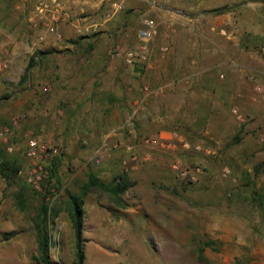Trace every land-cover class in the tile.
<instances>
[{
  "label": "rangeland",
  "instance_id": "374dc122",
  "mask_svg": "<svg viewBox=\"0 0 264 264\" xmlns=\"http://www.w3.org/2000/svg\"><path fill=\"white\" fill-rule=\"evenodd\" d=\"M222 1L226 4L207 6L201 38L179 25L167 27L152 11L141 16L156 25L147 40L138 37L139 18L109 39L63 40L61 47L71 42L73 53L37 48L31 55L17 48L9 54L14 43L0 32V124L15 120L12 136L0 141V164L18 168L12 177L0 176V264H38L33 225L41 202L51 208L49 259L74 263L66 193L82 198V264H264V0ZM221 7L220 14L230 16L216 22L213 10ZM215 26L218 30H210ZM39 32L32 37L38 39ZM176 33L186 51L181 55L169 49ZM210 40L225 48L222 61L236 66L204 78L196 74L201 64L190 65L188 51L196 43L208 48ZM141 44L143 62L127 65L123 76L119 68L118 83L109 71L96 86L83 83L78 88L86 100L79 110L71 109L70 91L60 93L56 81L58 63L94 62L103 56L92 47L98 45L109 47V57L121 67L114 53ZM226 81L232 85H222ZM215 103L221 110L214 114L209 108ZM172 131L200 151L166 152L143 143ZM28 139L42 150L34 160L26 156ZM174 160L198 167L197 181H178L170 170ZM34 163L42 169L37 187L27 183ZM121 175L128 187L119 193L115 183Z\"/></svg>",
  "mask_w": 264,
  "mask_h": 264
},
{
  "label": "crops",
  "instance_id": "0c3cea01",
  "mask_svg": "<svg viewBox=\"0 0 264 264\" xmlns=\"http://www.w3.org/2000/svg\"><path fill=\"white\" fill-rule=\"evenodd\" d=\"M39 1L41 0H0V32L14 43L8 49L9 54L18 53L17 48L21 49V53L27 52L31 55L33 53L32 50H37V48L44 53H48L49 51L53 53L60 48L69 49L70 53H73V45L71 42L61 47L63 40H74L77 36H84L87 38L86 40H90L88 41L90 43L97 42V39L101 38V36H104L103 39H109L118 31H123V29L128 27L130 21L141 19L142 15H147L150 11L156 12L155 16L157 17V21L166 23L167 27H178L177 25H179L183 29H186L188 35L201 38L204 37L202 32L205 31L206 22L209 21V14L206 12L209 10L207 6H213L214 8L226 4L222 0H55L56 4L52 5V7L58 13L60 22L57 25L55 34H47L46 31L41 30L44 29L42 26L43 22L34 10ZM146 4L151 7L145 8L144 6ZM186 7L189 9L187 10ZM229 16L228 13L217 14L214 20L216 22H225L224 20ZM217 28L215 26L210 30L214 31ZM38 31H40V41L32 37ZM178 34L176 33L171 37V45H169V49H172L174 55L176 53L177 55H181L186 52L183 50L184 48L179 47L182 38ZM166 36L168 38V35ZM30 37V46H27L26 43L27 41L29 42L28 38ZM120 37H122V34ZM16 39H21L19 44L21 47H17ZM119 41L123 40L120 39ZM209 43L211 45L208 48H202L196 43L190 49L192 51H188L190 56L193 54L190 65L201 64L196 69V74L201 73V76L205 78L211 77L213 73L220 70L232 71V67H235L236 64L231 62L227 64L220 58L221 55L222 57H227L225 48L215 41L210 40ZM177 44L179 48L174 50ZM92 47L96 49L97 54L103 55L102 58L95 59L94 62L86 60L82 61V63L76 61H70L64 64L55 63L58 66V68L54 67V70L57 74L55 76L56 81L58 80L59 82L58 88L60 93L70 91L69 101L71 109L75 111L79 110V104L84 103V100H86V97L83 95L84 93L78 88L83 83L88 82L89 85L96 86L106 77L103 71L111 72L113 76L112 83L113 81L118 83L117 78L121 77L119 68L123 71L122 76L125 73H129L130 70V67L123 62L121 67L114 65V61L109 57L111 54L109 47L98 45ZM217 56L219 58L215 62L203 64L207 57ZM228 65L229 67H227ZM91 70L95 72L88 74ZM193 75L195 74L191 73L177 80L174 79L175 81L169 80L167 84H175L179 80L190 78ZM206 84L209 85L210 82ZM222 85L231 86L232 84L231 81H226ZM212 94L215 95L216 93L212 91ZM221 96L226 97L227 95L223 93ZM228 97L229 99L234 98L232 93ZM65 99L67 100L68 98ZM214 106L213 104L212 108L209 109L212 110L215 108L213 112L215 114L218 110H221V107L217 104Z\"/></svg>",
  "mask_w": 264,
  "mask_h": 264
},
{
  "label": "built area",
  "instance_id": "2783aa9c",
  "mask_svg": "<svg viewBox=\"0 0 264 264\" xmlns=\"http://www.w3.org/2000/svg\"><path fill=\"white\" fill-rule=\"evenodd\" d=\"M55 0H41L36 4L35 11L37 15L40 16V20L43 22L42 26L47 33L55 34L57 25L60 22V17L52 5H55ZM155 23L153 20L148 18H142L140 20V28L138 30V37L140 41L147 40L155 29ZM40 41L41 38H38ZM146 47L144 44L139 45L136 49H129L126 52H115V57L121 58L126 65H132L134 62L141 63L145 59ZM163 50V49H162ZM3 63L0 61V69L3 68ZM15 125V120H11L9 123L0 124V141H5L12 136V128ZM143 143L147 146H154L166 152L174 151L177 148L183 150L193 149L195 151H200L198 146L190 145L183 136L177 132H170L165 135H160L157 137H149L143 140ZM42 152L40 145H38L35 139H28L26 143V156L29 159L34 160L39 157L38 154ZM100 156L94 158V163H98ZM130 160L136 161L135 155L130 154ZM142 160H146L143 157ZM122 164H125L123 161ZM170 170L174 174L175 178L183 183H195L200 175V169L196 166H187L179 160H174L170 164ZM42 169L39 165L35 163L32 165L30 170L27 172V183L37 187L41 177ZM228 171L223 170V175H227Z\"/></svg>",
  "mask_w": 264,
  "mask_h": 264
},
{
  "label": "trees",
  "instance_id": "16d2710c",
  "mask_svg": "<svg viewBox=\"0 0 264 264\" xmlns=\"http://www.w3.org/2000/svg\"><path fill=\"white\" fill-rule=\"evenodd\" d=\"M225 10V7L213 10L215 13H222ZM32 58L28 59V66L32 63ZM6 172V173H5ZM18 172V168L14 167L12 163L3 161L0 164V176L5 180L9 176L12 177ZM5 173V174H4ZM51 178L57 183V177L55 172L52 170L50 172ZM90 183H93L90 181ZM128 184L126 182L125 176L121 175L118 177L117 182L115 183V190L119 193H122ZM19 193L17 194V196ZM69 204V219L73 232L74 239V263L73 264H82L84 255L82 250V245L84 239L82 238V217L83 209L81 203V196L66 193ZM53 216V215H52ZM36 221L34 222V230L36 233V242H37V255L34 257V262L38 264H53L49 259L48 248H49V235L47 231V223L51 218V208L47 203L41 202L36 213ZM12 233H7L5 236H11Z\"/></svg>",
  "mask_w": 264,
  "mask_h": 264
},
{
  "label": "water",
  "instance_id": "95a60500",
  "mask_svg": "<svg viewBox=\"0 0 264 264\" xmlns=\"http://www.w3.org/2000/svg\"><path fill=\"white\" fill-rule=\"evenodd\" d=\"M178 14H180V15H185V14H183V13H178Z\"/></svg>",
  "mask_w": 264,
  "mask_h": 264
}]
</instances>
